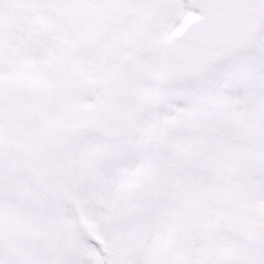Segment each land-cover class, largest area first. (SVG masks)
<instances>
[{
  "label": "snow or ice",
  "instance_id": "6c2138e0",
  "mask_svg": "<svg viewBox=\"0 0 264 264\" xmlns=\"http://www.w3.org/2000/svg\"><path fill=\"white\" fill-rule=\"evenodd\" d=\"M0 264H264V0H0Z\"/></svg>",
  "mask_w": 264,
  "mask_h": 264
}]
</instances>
